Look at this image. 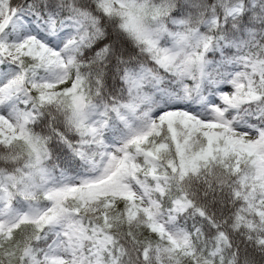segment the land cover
<instances>
[{
  "label": "snow or ice",
  "instance_id": "snow-or-ice-1",
  "mask_svg": "<svg viewBox=\"0 0 264 264\" xmlns=\"http://www.w3.org/2000/svg\"><path fill=\"white\" fill-rule=\"evenodd\" d=\"M0 264H264V0H0Z\"/></svg>",
  "mask_w": 264,
  "mask_h": 264
}]
</instances>
